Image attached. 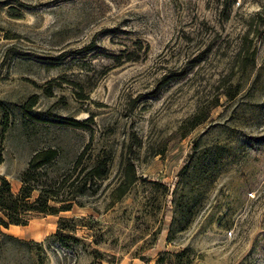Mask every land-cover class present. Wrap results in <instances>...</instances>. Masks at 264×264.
I'll return each mask as SVG.
<instances>
[{
  "label": "rangeland",
  "instance_id": "1",
  "mask_svg": "<svg viewBox=\"0 0 264 264\" xmlns=\"http://www.w3.org/2000/svg\"><path fill=\"white\" fill-rule=\"evenodd\" d=\"M48 147L39 179L106 173L70 210L0 227V264H86L92 248L100 264H264V0H0L13 192ZM125 163L136 181L114 201ZM61 217L81 218L67 247Z\"/></svg>",
  "mask_w": 264,
  "mask_h": 264
},
{
  "label": "trees",
  "instance_id": "2",
  "mask_svg": "<svg viewBox=\"0 0 264 264\" xmlns=\"http://www.w3.org/2000/svg\"><path fill=\"white\" fill-rule=\"evenodd\" d=\"M58 155V150L53 147L36 151L29 160L28 167L19 176L21 186L17 192H13L9 181L4 176H0V227L8 228L10 224L24 225L30 212L54 214L59 211L70 210L75 196L89 190L93 186L92 182L95 179H101L106 173V162L97 160L87 164L83 175L81 177L76 176L74 181L68 184H66L67 178L71 174H66L63 177L46 176L39 179L38 171H47L56 162ZM82 160L83 154H80L72 166V171H75L82 164ZM124 170V179L113 187L110 193L114 201L125 196L136 181L135 171L130 163H125ZM35 191L38 192L36 195L33 194ZM79 221L81 218L77 217L60 218L57 232L54 235L60 245L67 247L69 242H77V237L69 232L73 231L76 222ZM98 252L96 248H92L93 261L86 264H100L96 261L99 256L97 255ZM185 253L186 250L174 254L170 253L174 260L173 264H187L188 259H183ZM163 258L164 255L159 256L157 264H160Z\"/></svg>",
  "mask_w": 264,
  "mask_h": 264
}]
</instances>
